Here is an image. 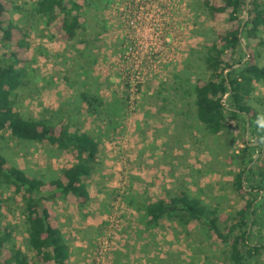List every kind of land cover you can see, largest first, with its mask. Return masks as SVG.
I'll return each instance as SVG.
<instances>
[{
    "label": "rangeland",
    "instance_id": "rangeland-1",
    "mask_svg": "<svg viewBox=\"0 0 264 264\" xmlns=\"http://www.w3.org/2000/svg\"><path fill=\"white\" fill-rule=\"evenodd\" d=\"M39 0H14V22L28 32L26 84L12 96L17 109L92 134L101 157L87 183L91 199L70 196L50 204L70 245L68 264H224V247L203 222L163 219L151 225L144 206L185 191L233 213V191L244 166L237 154L249 138L232 122L213 135L195 113V85L207 78L204 57L225 22L212 19L204 0H68L82 26L70 42L37 13ZM264 64V48L260 49ZM96 94L94 109L82 98ZM255 106L264 119V85ZM0 153L45 181L75 162L70 151L0 132ZM260 178V177H259ZM257 178V180H259ZM1 219L13 231L9 246L30 264H44L28 244L24 201L5 191ZM263 223V224H262ZM255 228L264 239V207ZM264 258L262 257V260Z\"/></svg>",
    "mask_w": 264,
    "mask_h": 264
},
{
    "label": "trees",
    "instance_id": "trees-1",
    "mask_svg": "<svg viewBox=\"0 0 264 264\" xmlns=\"http://www.w3.org/2000/svg\"><path fill=\"white\" fill-rule=\"evenodd\" d=\"M204 4L212 19L225 22L226 27L217 31L207 47L204 66L208 77L196 82L195 113L213 135L224 132L232 122L248 134L237 154L244 168L235 173L232 183L241 204L235 212L227 213L219 205L188 192L172 191L167 199L146 204L144 210L151 225L167 218L183 225L203 222L210 237L223 245L224 264H264V239L255 235V228L262 226L264 207V119L254 104L257 87L264 85L260 59V49L264 48V0H204ZM78 6L71 8L68 0H39L36 11L50 25L62 17L57 26L60 39L70 42L82 26V18L75 12ZM14 8V0H0V132L70 151L75 162L59 176L45 181L10 166L8 158L0 153V264H30L27 253L9 246L13 231L1 219L4 194L11 187L24 201L31 249L44 264H68L71 248L50 204L67 196L79 206L89 203L87 179L99 163L101 144L84 130L16 108L12 96L26 84L31 54L28 32L12 18ZM82 98L94 109L103 107L96 94L84 92Z\"/></svg>",
    "mask_w": 264,
    "mask_h": 264
},
{
    "label": "water",
    "instance_id": "water-1",
    "mask_svg": "<svg viewBox=\"0 0 264 264\" xmlns=\"http://www.w3.org/2000/svg\"><path fill=\"white\" fill-rule=\"evenodd\" d=\"M248 18V17H247Z\"/></svg>",
    "mask_w": 264,
    "mask_h": 264
}]
</instances>
